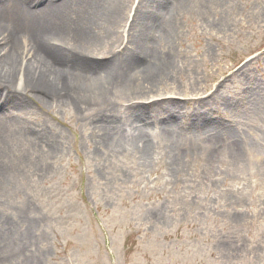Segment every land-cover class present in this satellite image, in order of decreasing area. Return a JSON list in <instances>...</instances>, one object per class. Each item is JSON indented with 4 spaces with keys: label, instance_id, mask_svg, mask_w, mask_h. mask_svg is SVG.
Listing matches in <instances>:
<instances>
[{
    "label": "rangeland",
    "instance_id": "374dc122",
    "mask_svg": "<svg viewBox=\"0 0 264 264\" xmlns=\"http://www.w3.org/2000/svg\"><path fill=\"white\" fill-rule=\"evenodd\" d=\"M105 1L119 16L85 64L130 51L149 17L165 32L141 43L170 72L142 100L55 88L5 108L0 264H264V0Z\"/></svg>",
    "mask_w": 264,
    "mask_h": 264
},
{
    "label": "bare ground",
    "instance_id": "6f19581e",
    "mask_svg": "<svg viewBox=\"0 0 264 264\" xmlns=\"http://www.w3.org/2000/svg\"><path fill=\"white\" fill-rule=\"evenodd\" d=\"M53 2L0 0V109H3L0 116L9 106L24 107V90L31 91L44 104L58 90L62 93L68 89L83 105H105L112 96L129 102L142 100L168 76L171 54L168 51L156 54L158 39L149 40V35L145 39L148 42L141 43L143 32L148 28L157 33L162 30L160 24L155 25L149 17L140 20L136 28L138 37H131L128 43L130 51L91 67L81 59L80 50L91 49V40L100 30L102 20L114 21L119 16L118 10L108 6L105 0H76L75 11L69 7L75 0H61L58 5ZM41 4L43 8L39 11L28 7ZM10 6L12 11L7 9ZM134 65L129 70L131 74L119 84L116 71L120 73ZM112 70L116 78L110 75ZM55 88L59 89L53 91ZM130 115L135 124L141 123L136 116L142 118L143 114L132 112ZM9 131L0 123V139ZM9 172V168L0 167V184L6 182Z\"/></svg>",
    "mask_w": 264,
    "mask_h": 264
}]
</instances>
